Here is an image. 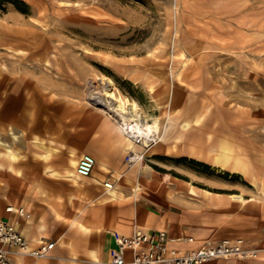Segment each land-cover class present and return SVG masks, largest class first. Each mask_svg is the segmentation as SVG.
I'll list each match as a JSON object with an SVG mask.
<instances>
[{
	"label": "rangeland",
	"instance_id": "rangeland-1",
	"mask_svg": "<svg viewBox=\"0 0 264 264\" xmlns=\"http://www.w3.org/2000/svg\"><path fill=\"white\" fill-rule=\"evenodd\" d=\"M42 42L45 53H35ZM19 56L36 57L39 69ZM5 76L19 85L10 94L0 85V219L7 205L20 204L22 183L37 188L40 217L92 215L47 190L52 181L72 186L45 165L68 167L67 144L56 140L87 143L100 133L93 118L113 122L111 134L125 146L117 122L99 110L105 81L134 100L148 124L158 123L141 126L156 142L138 145L158 154L125 162L116 185L123 178L140 189L128 177L136 175L162 198L159 212L177 206L186 223L214 237L264 240V0H0V82ZM221 148L248 175L217 166ZM11 160L26 171L10 168ZM229 193L252 199L239 204ZM118 208L127 218V207ZM230 259L264 262V254ZM93 263L86 254L79 264Z\"/></svg>",
	"mask_w": 264,
	"mask_h": 264
},
{
	"label": "crops",
	"instance_id": "crops-1",
	"mask_svg": "<svg viewBox=\"0 0 264 264\" xmlns=\"http://www.w3.org/2000/svg\"><path fill=\"white\" fill-rule=\"evenodd\" d=\"M92 121L94 127L100 133L91 136L87 143L83 141L82 144L71 146L69 145L71 143L69 136H63L60 140H56L57 142L67 144L68 157L65 160L68 167H62V164H55V162L45 165V167L49 166L62 172L66 168H71L69 160L70 162L71 160L77 162L83 154H89L95 159L92 173L80 181L84 180V184L82 182L83 187L78 188L71 180L65 177L66 180L71 182L72 188L54 181L46 185L47 190L51 191L52 195L61 196L65 200L66 205L74 206V204H77L84 209V212L89 211L92 215L86 216V214L79 212L75 217L70 218L62 214H58L59 216L56 218L40 217L41 215H38L35 209V204L41 201L36 194L37 188L32 184H20V191H22V195H19L20 204L11 203L9 205L24 207L29 213L28 218L22 219L14 212L3 211L0 220L14 222L19 232L34 246L41 242H54V245L52 257L46 261L38 262L31 257L15 254L11 257V264H79L81 261L85 262L86 254L92 255L93 264H99L102 262L99 256L102 255L103 249L106 251L107 260L108 250L113 246L112 232L117 231L121 234L130 235L135 228L146 232L158 229L165 230L170 243L183 249L194 248L205 239H221L214 237V233H210L207 228L191 222L186 223L182 217L181 209L177 206H172L159 212L162 198L157 194L147 191L145 186L141 185L136 179V175H129L128 177L132 181L138 182L142 189H137L136 185L131 188V184L125 182L123 178L119 179L121 184L117 186L115 179H118V175L120 176L121 173L125 174L127 171L125 169V151L127 149H125L121 136L116 133L111 134L113 130L116 132V126L113 122L106 118H93ZM44 138L45 143L52 142V140H48L50 137L46 136ZM44 147H46L47 151L49 149H56L55 147H47L46 145ZM69 154L71 157L74 156L75 159H69ZM11 162L8 165L10 168L11 164H13L15 170L26 171L27 164L19 165L14 160H11ZM15 164L16 166H14ZM216 165L219 166L218 164ZM8 166L4 163V170ZM107 179L113 182L111 189L116 188L117 198L105 199L109 197L107 192L109 189L103 186V183ZM231 194L239 193L228 194L230 198H233ZM70 196H73L72 201L69 200ZM172 196L175 198L184 197L183 194H172ZM233 199L242 204L252 198L242 197V199ZM22 203H25V205ZM123 204L127 207V218H118V207ZM178 237H187L190 241L182 242L176 239ZM235 237L238 236L231 238ZM74 256L77 258H74ZM218 262L221 264H264V262H246L244 260H231L230 258L213 259L204 264H218Z\"/></svg>",
	"mask_w": 264,
	"mask_h": 264
},
{
	"label": "built area",
	"instance_id": "built-area-1",
	"mask_svg": "<svg viewBox=\"0 0 264 264\" xmlns=\"http://www.w3.org/2000/svg\"><path fill=\"white\" fill-rule=\"evenodd\" d=\"M136 144H142L140 138H131ZM153 135L147 136L148 144L154 143ZM137 159L128 152L125 162L129 165ZM95 159L89 154L79 157L75 173L79 177H88L94 168ZM106 189L113 187L108 179L103 183ZM7 212H14L19 218L26 219L29 213L21 206H6ZM113 246L108 250L107 264H204L218 258L252 259L264 254V240L256 246L248 245L242 238L205 239L190 249L173 246L165 230L143 231L135 228L130 235L112 232ZM177 240L189 242V238ZM54 242H41L32 245L18 230L14 222L0 220V264H11V257L22 254L35 260L50 255Z\"/></svg>",
	"mask_w": 264,
	"mask_h": 264
},
{
	"label": "bare ground",
	"instance_id": "bare-ground-1",
	"mask_svg": "<svg viewBox=\"0 0 264 264\" xmlns=\"http://www.w3.org/2000/svg\"><path fill=\"white\" fill-rule=\"evenodd\" d=\"M46 49H47L46 42L39 43L37 44V46L33 47V51L35 53L37 52L45 53ZM19 58L23 61H28L29 66L34 65L36 68H38L39 62L37 61L36 57H31V59L29 60L26 59L24 56H19ZM0 85L3 88V91L5 94L7 93L10 94L9 91L16 90L18 88L19 82L17 80L10 81L7 78V76H5V78L1 80ZM109 86L110 85L105 83V81L103 82V87H102L103 95L101 94V97L103 96L102 97L103 106L100 107L99 110L107 114L109 117L114 119L115 122H117L120 128V131H122V134L125 135L124 137L125 146L129 149V152H132L137 157V159L133 163L135 162L137 163L144 155H146L147 157H152V156L157 155L159 150L156 146H152L151 148L147 150H141V152H138V148H139L138 145L140 144H136L131 138H134V139L140 138L143 144L150 146V144H148L146 141V137L151 136L152 134H146L142 130L141 126L145 124L146 126L151 127L152 129L153 128L155 129L158 127V123L156 121H153L151 124H148L146 122L145 116L138 111L139 109L137 108V104L134 100H130L125 96L117 95L115 92L112 91V89ZM5 96L7 97V95ZM154 142H156V138ZM220 150L221 151H220L219 156L217 157L216 164H218L221 168H225V167L229 168L231 172L238 173L241 175H248V171L246 167L240 162V160L234 159L232 163H229V157L227 156L226 151H225L226 149L221 148ZM189 156H192V155H189ZM70 165H71V168H66L62 172H59V171H55V172H58L60 176L71 180L75 184V186H77L78 188H81L83 184L80 181L86 177H79L76 175L75 173L76 161L72 160L70 162ZM255 181L256 180L254 179L250 180V184H252L254 187L257 186V182ZM107 192H108L109 197H106L105 199L118 197L116 188L109 189L107 190ZM231 197L242 199L241 195L239 194H231ZM72 199H73V196H70L69 200L71 201Z\"/></svg>",
	"mask_w": 264,
	"mask_h": 264
}]
</instances>
